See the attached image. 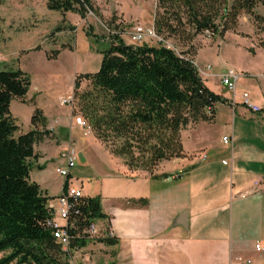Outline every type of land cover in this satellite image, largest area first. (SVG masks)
<instances>
[{
  "label": "trees",
  "instance_id": "obj_1",
  "mask_svg": "<svg viewBox=\"0 0 264 264\" xmlns=\"http://www.w3.org/2000/svg\"><path fill=\"white\" fill-rule=\"evenodd\" d=\"M258 5L264 6V0H156V45L127 44L118 33L109 34L98 70L79 74L74 82V99L96 138L130 170L152 173L161 161L185 157L182 130L212 121L215 105L226 102L200 77L193 41L199 35L234 31L243 13L259 30L264 15L254 11ZM46 6L61 12L62 21L68 11L82 18L95 13L91 0H46ZM167 38L179 40L186 49L170 48ZM57 53L48 54V60ZM80 79L87 80L90 88L77 94ZM30 85V76L22 69L0 68V264H74V251L91 239L85 228L106 215L98 196L69 198L67 245L54 237L48 223L50 197L30 179L32 169H43L34 163L38 154L33 145L47 137V131L38 128H45L47 119L35 107L32 128L21 131L10 110L12 100H23ZM95 239L117 242L109 235Z\"/></svg>",
  "mask_w": 264,
  "mask_h": 264
},
{
  "label": "crops",
  "instance_id": "obj_2",
  "mask_svg": "<svg viewBox=\"0 0 264 264\" xmlns=\"http://www.w3.org/2000/svg\"><path fill=\"white\" fill-rule=\"evenodd\" d=\"M255 11L264 15V6ZM209 44L198 47L194 63L205 85L226 102L215 105L212 121L182 130L185 157L161 161L148 173L128 169L100 143L77 142L83 167L79 177L72 173L75 165L70 180L84 197L100 198L106 215L95 220L100 236L111 233L117 242L88 239L74 251V264H239V259L264 264V48L252 54L242 45L250 54L252 72L232 60L226 70L232 68L238 76L235 90L229 91L220 82L226 70L198 62L200 51ZM218 57L222 62L223 56ZM242 92L259 111L242 104ZM69 130L72 136L79 134ZM66 145L47 140L33 145L38 154L34 163L43 169L32 171L44 173L33 177L31 171L30 179L55 206L67 181L61 178L54 189L44 174L48 164L63 157Z\"/></svg>",
  "mask_w": 264,
  "mask_h": 264
},
{
  "label": "rangeland",
  "instance_id": "obj_3",
  "mask_svg": "<svg viewBox=\"0 0 264 264\" xmlns=\"http://www.w3.org/2000/svg\"><path fill=\"white\" fill-rule=\"evenodd\" d=\"M0 1V68H20L31 79L27 97L23 100L13 99L10 104L11 113L20 130L31 128V110L40 108L48 119L45 128L38 127L48 133L43 140L51 145L67 144L66 147H74L78 153L76 166L72 169L75 176L80 177L79 172L83 167L76 148L77 142L79 146L100 143L110 155L118 157L110 152L109 145L96 138L93 130L85 136L83 130L75 124L74 117L82 116V112L78 100L74 99V82L79 74L98 70L101 52L108 46L111 33H118L127 44L156 45L158 37L153 29L156 0H91L95 13L88 12L82 18L78 13L68 11L64 13V21L61 12L47 9L46 0ZM57 26L61 27L59 31L55 30ZM137 27L143 29L141 41L132 40ZM259 28L255 27L250 15L243 13L234 31H227L223 36H197L193 41L196 50L203 43L210 42L200 51V66L210 64L212 69L224 72L233 60L240 66L238 68L244 67L252 72V64L248 59L250 54L247 55L246 50L254 54L255 49L264 48V24ZM151 30L153 34L149 33ZM165 44L177 52L186 49L175 38H167ZM242 45L246 50H242ZM37 47L40 53L34 52ZM54 51H58L56 58L48 60L47 55ZM218 55L223 56L222 62ZM260 59L261 54L257 57V60ZM89 88V82L80 79L76 93L80 94ZM69 98L73 104L63 103ZM69 127L77 129L79 134L74 133L72 136ZM64 154L56 159L55 164H48L44 174L54 189L63 178L54 168L66 166ZM32 172L33 177L44 173ZM86 184L84 181L85 189Z\"/></svg>",
  "mask_w": 264,
  "mask_h": 264
},
{
  "label": "built area",
  "instance_id": "obj_4",
  "mask_svg": "<svg viewBox=\"0 0 264 264\" xmlns=\"http://www.w3.org/2000/svg\"><path fill=\"white\" fill-rule=\"evenodd\" d=\"M152 31V30H151ZM149 31L150 34L154 32ZM143 29L141 27H137L136 31L132 35L133 41H141L143 39ZM238 76V73L229 68L223 74L220 79L222 85H224L229 91L235 90V78ZM241 102L244 106L250 108L253 111H259L260 108L256 106L250 99V96L247 92L241 93ZM63 103H67L68 105L73 104L72 99H65ZM75 124L83 130V134L85 136L92 133V129L90 124L81 116L76 115L74 117ZM223 141L226 142V138H223ZM66 166L56 168V173L61 177L66 179V186L61 192L60 196L56 198L57 206H55L52 201L49 202L48 207L51 210V220L48 222L54 229L53 235L54 237L61 242L63 246L67 245L69 235L67 232V221L69 218V213L71 210V204L69 203V198L75 197H83L82 191L79 187H76L72 184L71 179V169L75 166V163L78 160V153L76 152L74 147H67L66 152L64 154ZM255 190L257 191L258 183H254ZM85 232L88 235V238H96L100 235V230L98 229L95 221L91 222L86 228ZM109 236L111 233L108 234ZM255 248H259V245L256 244ZM239 264H252L251 259H239Z\"/></svg>",
  "mask_w": 264,
  "mask_h": 264
}]
</instances>
